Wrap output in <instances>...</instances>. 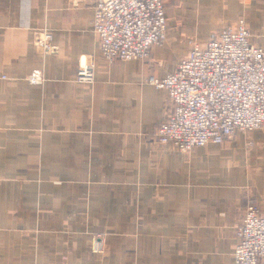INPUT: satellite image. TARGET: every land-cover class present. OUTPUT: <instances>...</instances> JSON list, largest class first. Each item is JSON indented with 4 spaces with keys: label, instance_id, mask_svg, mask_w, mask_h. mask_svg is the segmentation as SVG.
Listing matches in <instances>:
<instances>
[{
    "label": "crops",
    "instance_id": "1",
    "mask_svg": "<svg viewBox=\"0 0 264 264\" xmlns=\"http://www.w3.org/2000/svg\"><path fill=\"white\" fill-rule=\"evenodd\" d=\"M95 2L0 0V264H234L247 204L264 214V130L189 152L162 144L154 130L173 104L148 80L239 17L264 48V0H165L164 46L114 62ZM44 27L47 56L33 35ZM84 60L92 83L77 80ZM38 68L45 81L31 84ZM94 232L107 234L103 256Z\"/></svg>",
    "mask_w": 264,
    "mask_h": 264
},
{
    "label": "built area",
    "instance_id": "2",
    "mask_svg": "<svg viewBox=\"0 0 264 264\" xmlns=\"http://www.w3.org/2000/svg\"><path fill=\"white\" fill-rule=\"evenodd\" d=\"M92 26L107 62L146 58L153 46L167 41L165 0H96ZM33 35L43 56L57 52L49 28ZM251 37L246 20L239 17L205 43L192 40L174 72L149 78L150 84L167 91L173 104L171 115L154 130L160 143L189 152L223 144L238 131L264 130V48ZM94 67L93 61H82L77 80L92 83ZM28 81L42 84L43 69H34ZM236 236L234 264H264V214L257 204H247ZM100 246L101 238H94L92 250L100 252Z\"/></svg>",
    "mask_w": 264,
    "mask_h": 264
},
{
    "label": "rangeland",
    "instance_id": "3",
    "mask_svg": "<svg viewBox=\"0 0 264 264\" xmlns=\"http://www.w3.org/2000/svg\"><path fill=\"white\" fill-rule=\"evenodd\" d=\"M192 41V40H191ZM249 132L251 131H248V132H244V134H249ZM241 134V133H240ZM233 138V137H232ZM227 141V140H226ZM225 141V142H226ZM249 142V141H248ZM252 141L249 142V144H251ZM261 211V210H260ZM96 237H100L101 238V251L100 252H94L92 250V241L94 238ZM106 241H107V234L105 232H94L90 235V239H89V244H90V248L92 250L93 253L97 254V255H100V256H103L105 254V251H106Z\"/></svg>",
    "mask_w": 264,
    "mask_h": 264
}]
</instances>
